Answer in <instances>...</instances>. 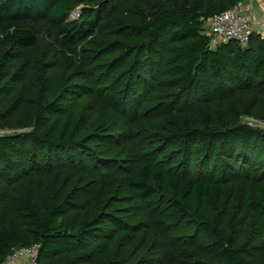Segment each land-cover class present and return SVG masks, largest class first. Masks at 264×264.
Wrapping results in <instances>:
<instances>
[{"label": "trees", "instance_id": "1", "mask_svg": "<svg viewBox=\"0 0 264 264\" xmlns=\"http://www.w3.org/2000/svg\"><path fill=\"white\" fill-rule=\"evenodd\" d=\"M246 1L0 0V264H264V38L206 35Z\"/></svg>", "mask_w": 264, "mask_h": 264}, {"label": "built area", "instance_id": "2", "mask_svg": "<svg viewBox=\"0 0 264 264\" xmlns=\"http://www.w3.org/2000/svg\"><path fill=\"white\" fill-rule=\"evenodd\" d=\"M249 6L247 2H238L231 9L214 15L206 27V35L210 39V47L217 48L228 42H236L242 47L250 43L251 35L254 33L253 25L247 15ZM247 124L264 129V122L252 118H245ZM40 246L34 244L30 247H22L14 250L8 260H17L23 257L29 258L30 264L38 263V252Z\"/></svg>", "mask_w": 264, "mask_h": 264}, {"label": "crops", "instance_id": "3", "mask_svg": "<svg viewBox=\"0 0 264 264\" xmlns=\"http://www.w3.org/2000/svg\"><path fill=\"white\" fill-rule=\"evenodd\" d=\"M250 18L254 33L264 38V0H247ZM3 264H30L29 258L23 257L17 260H6Z\"/></svg>", "mask_w": 264, "mask_h": 264}, {"label": "rangeland", "instance_id": "4", "mask_svg": "<svg viewBox=\"0 0 264 264\" xmlns=\"http://www.w3.org/2000/svg\"><path fill=\"white\" fill-rule=\"evenodd\" d=\"M79 12V8L74 11L71 16H70V19H75L77 18V14ZM41 42L42 43H54L55 40H56V36H55V33L54 31L52 30H49L48 27H45V26H42L41 27ZM7 133H10V132H0V135H3V134H7Z\"/></svg>", "mask_w": 264, "mask_h": 264}]
</instances>
